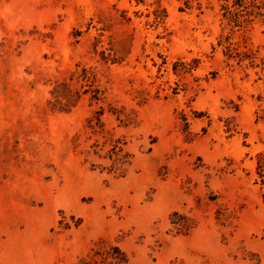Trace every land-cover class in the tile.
<instances>
[{"label":"rangeland","instance_id":"1","mask_svg":"<svg viewBox=\"0 0 264 264\" xmlns=\"http://www.w3.org/2000/svg\"><path fill=\"white\" fill-rule=\"evenodd\" d=\"M246 2L0 0V264H264Z\"/></svg>","mask_w":264,"mask_h":264},{"label":"trees","instance_id":"2","mask_svg":"<svg viewBox=\"0 0 264 264\" xmlns=\"http://www.w3.org/2000/svg\"><path fill=\"white\" fill-rule=\"evenodd\" d=\"M225 1V7L229 9V2L232 0H224ZM251 1H256V0H251ZM246 0H233V5H237L238 7H242L243 5H245ZM115 252L114 254H106L104 256H102V259L98 258V253H94L89 259L87 260H83V261H126V256L124 255V253L118 248H115ZM82 264H91L90 262H83Z\"/></svg>","mask_w":264,"mask_h":264}]
</instances>
